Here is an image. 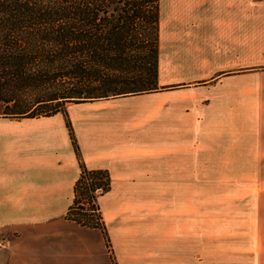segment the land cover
Masks as SVG:
<instances>
[{
	"label": "rangeland",
	"instance_id": "1",
	"mask_svg": "<svg viewBox=\"0 0 264 264\" xmlns=\"http://www.w3.org/2000/svg\"><path fill=\"white\" fill-rule=\"evenodd\" d=\"M175 1L180 0H161L162 52L183 48L188 24L201 37L193 58L199 60L202 77L189 83L198 74L196 64L191 66V55L175 52L174 64L163 72L166 86L107 104H71L68 108L80 137L121 149L124 158H114L115 168L130 171L149 185L140 186V195L162 197L164 186L170 183L171 248L169 253L167 246L164 251L150 249L153 227H146L148 236L138 238L146 248L135 255L141 258L139 264H253L252 230L246 219L250 206L245 208L231 198L238 196H231L230 184L240 191L243 182L248 189L264 180V159L258 155L264 128L258 123L264 117V105L254 89L258 83L231 78L244 73L236 69L242 64L232 61L225 78L201 81L204 74L228 64L217 61L213 52L214 0L191 11L175 6ZM201 58L206 59L203 65ZM192 181L202 182V191L198 185L195 190ZM197 193L202 199L194 204ZM151 209L152 214H166L160 205ZM162 230L165 234L166 227ZM106 243L115 261L112 240ZM125 256L131 258L129 253Z\"/></svg>",
	"mask_w": 264,
	"mask_h": 264
},
{
	"label": "crops",
	"instance_id": "2",
	"mask_svg": "<svg viewBox=\"0 0 264 264\" xmlns=\"http://www.w3.org/2000/svg\"><path fill=\"white\" fill-rule=\"evenodd\" d=\"M176 5L191 11L194 6L204 8L207 1L180 0L175 1ZM212 7L216 23L213 52L217 61L228 64L204 74L201 81L223 79L225 70L230 71V61L241 63L236 69L244 73L230 77L257 82L254 89L257 88L264 105V0H214ZM185 29L187 36L183 48L177 52L191 55V66L196 64L198 74L187 80L193 83L197 82L195 77H202L197 68L199 60L193 58L197 56L194 47L202 41L188 24ZM162 34L161 24L158 86H166L163 72L174 64L177 53L171 48L162 52ZM201 60L203 65L206 59ZM115 100L90 104H107ZM68 114L88 168L107 170L110 174L111 190L100 196L98 203L118 260L112 261L101 230L82 227L67 219L81 169L66 119L58 114L35 119L0 118V238L7 241L6 248L0 249V264H139L141 258L135 255L146 252V248L138 238L148 236L146 227H153L150 246H154L150 249L162 248L164 251L163 246H167L165 251L169 253L172 245L170 183L164 186L162 197L156 198L154 193L140 195V186L149 185L141 183L138 175L133 176L130 171L118 172L115 168L114 158H124L121 149L87 142L78 134L69 108ZM258 125L264 127V117ZM259 147L258 155L262 160L264 128L260 130ZM190 185L195 188L198 185V191H202V182L192 181ZM243 186L244 189L241 187L239 191V187L230 184L231 196H238L231 198L245 208L250 206L246 219H250L248 224L252 230L253 264H264V180L252 189L250 186L247 189L244 182ZM198 193L194 204L196 199H202ZM155 205L163 207L162 212L166 209L164 217L158 212L152 214L151 208ZM178 227L175 226L182 232L181 223ZM179 244L180 241L176 246L180 247ZM126 253L131 258H127Z\"/></svg>",
	"mask_w": 264,
	"mask_h": 264
},
{
	"label": "trees",
	"instance_id": "3",
	"mask_svg": "<svg viewBox=\"0 0 264 264\" xmlns=\"http://www.w3.org/2000/svg\"><path fill=\"white\" fill-rule=\"evenodd\" d=\"M161 0H0V116L62 114L81 169L69 221L108 232L98 199L107 170H90L68 114L158 89Z\"/></svg>",
	"mask_w": 264,
	"mask_h": 264
},
{
	"label": "built area",
	"instance_id": "4",
	"mask_svg": "<svg viewBox=\"0 0 264 264\" xmlns=\"http://www.w3.org/2000/svg\"><path fill=\"white\" fill-rule=\"evenodd\" d=\"M7 241L6 239L0 238V249L6 248Z\"/></svg>",
	"mask_w": 264,
	"mask_h": 264
}]
</instances>
